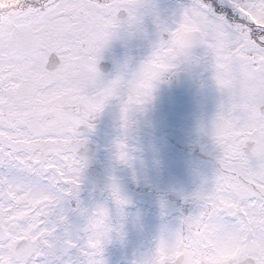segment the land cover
Listing matches in <instances>:
<instances>
[{
  "label": "snow or ice",
  "instance_id": "obj_1",
  "mask_svg": "<svg viewBox=\"0 0 264 264\" xmlns=\"http://www.w3.org/2000/svg\"><path fill=\"white\" fill-rule=\"evenodd\" d=\"M132 39L147 54L105 76L104 52ZM193 61L218 93L196 129L211 171L172 189L179 203L158 197L159 231L131 264H264V0H188L171 18L156 0H0V264H108L132 203L119 167L136 179L128 131L161 77ZM113 100L121 135L104 198L86 202L85 133Z\"/></svg>",
  "mask_w": 264,
  "mask_h": 264
},
{
  "label": "rangeland",
  "instance_id": "obj_2",
  "mask_svg": "<svg viewBox=\"0 0 264 264\" xmlns=\"http://www.w3.org/2000/svg\"><path fill=\"white\" fill-rule=\"evenodd\" d=\"M180 3L186 4L188 3V0H156V4L158 8L161 10L162 15L168 18H171V14L173 12L178 11ZM151 26H152L151 22L149 21L148 22L149 31ZM130 42H133L136 46V43L139 41L138 39H132L128 41L126 45L129 46ZM143 42L145 43L144 45L145 48H147V42L146 41ZM146 52H148V49H146ZM197 63L199 62L194 61L193 65H196ZM208 68H209L208 95L206 93L205 96H201V93H196L193 95L191 100L192 107L196 110L199 108V105L205 104V106L201 108L202 110L199 109L201 110V112L195 113L194 117H192V121L190 122L191 124L190 130L192 131H196L198 125L202 121L208 120L216 110L218 93L215 89L214 82L211 78L212 71L209 64H208ZM170 99H171V93L168 92L167 88L166 89L164 88V84L163 85L159 84L154 93V99L151 102V104L148 106L146 113L138 116L137 121L143 118L142 116H146L149 113H151L153 117L160 115L164 120H167L168 122L172 121V119H169L171 113L170 109L172 107L170 104ZM204 99H207L208 102H204L203 101ZM163 102L164 104H162ZM201 113L203 114L199 116ZM101 115H105V118L109 120L111 119L118 120V116L113 113H105V111H103ZM144 122L146 121L144 120ZM176 124L180 125L178 122H176ZM139 130L140 129H134L130 132V134L134 133L132 134L133 141L130 145L133 146L136 150L135 155L137 156V159L134 162L136 179L144 174L146 177L145 183L148 184L145 185L139 191H142L141 196H145V197L148 196V197L147 199H143V198L134 199L133 196L136 194V191H133L130 188V184L134 185L133 182L136 181V179L133 180L132 178V169H129L125 166H120L118 169V175L122 178V182L125 187V190L127 191V193L129 194L132 200V203L129 205L132 207H128V206L126 207V211L128 212L129 215H128V221L125 224V233H126L125 236L129 238L128 239L125 238L123 242L119 240H113L110 244H108L104 252V256L108 264H131V261L133 260L135 254H137L139 251H143V249L139 250L140 247L145 246L146 248H148L152 243L149 240H142L140 232L147 230L150 233H154L152 230L156 229L155 224L158 227L160 226L161 223V220L159 219L160 216L157 215L159 209L158 208L154 209L155 211L158 212L153 213L154 218L157 220L159 219L158 220L159 223L151 218H147V219L139 218L138 222L135 220L137 213H142L143 209H147V211L153 210L152 209L153 206L147 204L149 198H151L152 200L154 196L155 197L166 196L169 199V201L174 202V198L178 201V198L173 194L172 189L187 188L188 190H192L197 183L194 171L196 169H201L206 172L211 171V166H212L211 164L208 166L209 169L206 166H204V164L208 162V158L203 159L201 155H192V156L184 155L183 157V155L181 154L183 152L185 153L183 149V145H178L175 147H172V145H166V147L164 148V154L170 151V155H171L170 157L172 158L176 157L175 155L179 154V158L183 159V162H185V165L183 166L187 167L191 165L190 167H187L190 168V170H188L187 172H177L175 165L172 166V168H170L168 171H165L166 176L162 175L163 170H157V172L156 171L152 172L147 168L140 170L141 167H144V163L147 164L149 162L156 161V163H159V165H163L164 162L158 158L161 157L164 158V156L162 154L163 153L162 146L156 144L158 142L157 139L154 140L149 139L148 136L150 135H148L147 132L142 133ZM113 133H115V131ZM85 134L88 136V143L86 147L90 158L89 161H94L99 163V165L91 166V167H89L88 165V167L85 169L84 172L81 197L87 202L90 199V194L96 199L95 193L99 190L100 187L103 186L105 182L106 174L113 163L112 159L109 156H111L110 150L112 149L113 140L116 137L115 134H112L108 128L101 129L99 126L95 127L93 132L85 133ZM120 135L121 133H119L117 136ZM128 140L130 141V138L127 136V141ZM191 148L194 150L193 152L205 153L201 150L199 145L193 146ZM142 152H148V153H142ZM93 153L94 155L91 156ZM139 160H143V162H139ZM161 168L163 169V166ZM99 171H101L100 175L96 177L92 176V175H97L98 173L96 172ZM89 173L92 175H90ZM166 181L168 184L163 185V183ZM94 188L96 189V191L93 193L92 190ZM151 200H149V203H151ZM156 205H158L157 201L154 202L155 208ZM131 213H134V215H132ZM141 217L144 218L143 215H141ZM131 232L136 234L137 237L133 236ZM146 236L150 238L153 237L151 235H146Z\"/></svg>",
  "mask_w": 264,
  "mask_h": 264
},
{
  "label": "flooded vegetation",
  "instance_id": "obj_3",
  "mask_svg": "<svg viewBox=\"0 0 264 264\" xmlns=\"http://www.w3.org/2000/svg\"><path fill=\"white\" fill-rule=\"evenodd\" d=\"M152 30H153V25L151 26L149 32H152ZM138 41L139 42L136 43V46L133 42H130L129 46H127L126 44L124 45V43L120 40L114 41L112 45L110 46V48L104 52L103 54L104 58L99 63V67L102 73H104L105 76H109V77L114 75L116 72L117 65L120 62H122L126 56H131L135 60H139L140 58L145 56L147 54L146 49H148V47L145 48L144 46L145 43L142 40H138ZM193 62L189 64L181 65L180 69L176 71L174 74L170 75V77L166 80V82L160 83V85L164 84V88L165 89L167 88L168 92L171 93L170 104L172 107L170 109L171 113H170L169 119H172V121L168 122L167 120H164L160 115L153 117L152 114L149 113L146 116H142L143 118L139 119V121L133 124L128 131L127 136L130 138V141L128 140L129 144L132 143L133 141L132 134H134V133L130 134V132L134 129H140L139 130L140 132L142 133L147 132V134L150 135L148 136L149 139H152V140L157 139L158 142L156 144H159L162 146V152H163L162 154L164 158L161 157L158 159L162 160L164 164L159 165V163H156V161L149 162L147 164L144 163V167H141L140 170H143L145 168L151 170L152 172L153 171L157 172V170H163L162 175L164 176H166L165 171H168L174 165L176 166L177 172H187L188 170H190V168H187V167H190L191 165L187 167L183 166L185 165V162H183V159L179 158V154L175 155L176 157H173V158L170 157L171 156L170 151L164 154V148L166 147V145H172V147L183 145V149L185 151V153L184 152L181 153L183 157L184 155H187V156L201 155L203 159L208 158V162L204 164V166H206L209 169L208 166L211 164V160L208 157V155L206 153L193 152L194 150L191 148L199 144L197 143L196 131L190 130V125H191L190 122L192 121V117H194L195 113L201 112L202 110L201 108L205 106V104L199 105V108L196 110L192 107L191 100H192L193 95L196 93H201V96H205L206 93L208 95L209 68H208L207 62L201 61L197 63L196 65H193ZM203 101L208 102L207 99H204ZM162 104H164V102ZM104 111L105 113H113L119 117L118 102L116 100H113L110 104H108L105 107ZM202 114L203 113H201L199 116H201ZM144 120L146 122H144ZM176 122H178L181 126L176 124ZM94 125L95 127L99 126L101 129L108 128L112 134H115V137H117V135L121 133L118 120H113V119L109 120L105 118V115H99L94 121ZM114 131L115 133H113ZM94 153L91 156H93ZM142 153H148V152H142ZM109 157L112 159V153H111V156ZM148 161H151V160H148ZM139 162H143V160H139ZM96 165H99V163L94 162V161H89V167L96 166ZM162 166H163V169L161 168ZM96 173L98 174L97 175H92L90 173L89 174L92 175L93 177H96L100 175L101 171L96 172ZM145 178L146 177L143 174L139 178H137L136 181L133 182L134 185L130 184V188L133 191H136V194L133 196L134 199L136 198L147 199L148 196L146 197L141 196L142 191H139L145 185H148L147 183H145ZM165 184L166 185L168 184L167 181L163 183V185ZM184 189L188 190L187 188H184ZM104 195L105 194H102L99 190L95 193V197L98 200H102ZM158 197L154 196L152 200L151 198H149V200H151V203H149V200H148L147 204L153 206L152 207L153 210L147 211V209H143L142 213H137L139 214V218L141 219L151 218L158 222L160 217L157 220L153 216V213L158 212V211H155L154 209H157V208L159 209L158 205H156V208L154 206V202L158 200ZM174 202L179 203V200L177 201L174 198ZM128 207H132V206L128 205ZM131 214L134 215V213H131ZM141 215H143L144 218H142ZM157 215L160 216L159 212L157 213ZM155 226H156V229L152 230L154 233H150L147 230H144L142 232L139 231L141 234L142 240H149L152 242V238L146 235H151V236L156 235L157 232L159 231V227L156 224ZM132 235L137 237V235L134 233H132ZM125 238L128 239L129 237L125 236ZM141 249L146 250L147 248L145 246L143 247L141 246L139 250Z\"/></svg>",
  "mask_w": 264,
  "mask_h": 264
},
{
  "label": "clouds",
  "instance_id": "obj_4",
  "mask_svg": "<svg viewBox=\"0 0 264 264\" xmlns=\"http://www.w3.org/2000/svg\"><path fill=\"white\" fill-rule=\"evenodd\" d=\"M143 71L147 73V72H150L151 69H149V68H145ZM170 75H172V74H166V75L162 76V77H161V80H167V79L170 77ZM157 83H158V85H159L161 82H157ZM174 236H175V233H174V232H170V233L168 234L167 239H168L169 241H172V240L174 239Z\"/></svg>",
  "mask_w": 264,
  "mask_h": 264
}]
</instances>
